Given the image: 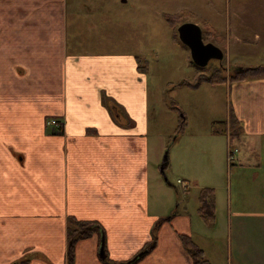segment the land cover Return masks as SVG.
I'll list each match as a JSON object with an SVG mask.
<instances>
[{"label": "crops", "instance_id": "0c3cea01", "mask_svg": "<svg viewBox=\"0 0 264 264\" xmlns=\"http://www.w3.org/2000/svg\"><path fill=\"white\" fill-rule=\"evenodd\" d=\"M97 1L0 0V264H68L71 220L101 229L77 243L74 264H194L181 235L207 264H264V79H226L235 115L228 108L223 146L199 154L180 145L164 167L177 186H166L151 158L160 124L148 77L137 55L109 49L107 25L106 36L92 35L104 23ZM197 17L187 22L206 21ZM211 30L207 43L219 47ZM187 128L178 127L183 137ZM206 189L209 220L200 213Z\"/></svg>", "mask_w": 264, "mask_h": 264}, {"label": "rangeland", "instance_id": "374dc122", "mask_svg": "<svg viewBox=\"0 0 264 264\" xmlns=\"http://www.w3.org/2000/svg\"><path fill=\"white\" fill-rule=\"evenodd\" d=\"M123 1L124 6H121L119 3ZM96 5L95 14L102 17L104 23H100L101 30H93L92 35L101 32V36H106L104 28L107 25L109 49L137 55L142 72L145 71L148 77L150 109L160 124L154 129L152 127L151 158L158 162L156 176L163 184L177 186L178 178L171 173L170 167L161 172L164 158H168L167 162L174 159L176 153L182 152L180 145L190 142L188 151L194 153L196 149L199 154L208 151L216 141L223 146L219 142H224L226 137L228 108L232 116L235 114L230 86L202 84L195 91L180 85L186 79L196 83L198 69L189 49L176 40L175 35L179 39V34L175 28L189 20L197 21V16H202L206 21L200 22L199 26L207 43L213 40L206 37V32L213 31L211 28L215 26L217 35H220L219 48L225 53L224 60H212L199 71L204 75L220 71L224 77L231 78L237 75L238 70L233 66L248 69L264 65V0H98ZM210 20H214V24L207 22ZM243 24H250L247 31L239 28ZM121 34H124L125 46L121 43ZM87 35L89 37V31ZM236 35L237 40L234 38ZM239 37L243 39L242 44L238 42ZM93 41L96 42L95 39ZM114 42L118 44L113 46ZM232 81L234 84L242 82L239 79ZM242 84L243 91L248 93V83ZM181 119H185L187 125L189 123L185 137L178 131ZM192 132H196L197 141L191 140ZM220 132L224 137L218 134ZM221 152H212L215 159ZM204 162L213 161L206 156ZM178 190L182 191V188Z\"/></svg>", "mask_w": 264, "mask_h": 264}, {"label": "trees", "instance_id": "16d2710c", "mask_svg": "<svg viewBox=\"0 0 264 264\" xmlns=\"http://www.w3.org/2000/svg\"><path fill=\"white\" fill-rule=\"evenodd\" d=\"M171 17H177V16H171ZM178 18V17H177ZM171 22V18L169 19ZM175 29H178L175 28ZM207 36H211V32H206ZM175 38L178 42H181L178 37L175 35ZM211 39V38H210ZM177 43V42H176ZM199 69V67H198ZM264 78V65L254 67V68H248V69H238L237 75L230 78V81L232 80H248V79H259ZM226 77H224L220 71H215L213 74L210 75H200L197 79V82L191 84L190 82H184L183 85H186L188 87H199L203 83H208L210 85H222L226 82ZM233 82V81H232ZM187 126L186 120L181 119L179 130L183 131ZM213 192L212 190H203L201 201H202V207L200 210L201 217L205 220H209L213 217V210H214V198L213 196L209 195ZM100 225L97 223L92 222H79L76 220H71L69 224V247H68V264H74L75 261V248L79 241L83 239H87L92 237V235L95 232H99ZM181 240L183 242V245L189 252V254L192 257V260L194 264H207L208 261L206 259V256L204 254V251L200 249L196 244L191 240L190 237L181 235ZM157 244V236L154 234L152 242L145 248L144 252L146 251H152Z\"/></svg>", "mask_w": 264, "mask_h": 264}, {"label": "water", "instance_id": "95a60500", "mask_svg": "<svg viewBox=\"0 0 264 264\" xmlns=\"http://www.w3.org/2000/svg\"><path fill=\"white\" fill-rule=\"evenodd\" d=\"M179 39L191 53L194 64L199 68L209 65L212 60L223 61L224 52L212 43H205L203 39V31L201 27L195 23H183L178 28ZM167 161L162 165V171Z\"/></svg>", "mask_w": 264, "mask_h": 264}, {"label": "built area", "instance_id": "2783aa9c", "mask_svg": "<svg viewBox=\"0 0 264 264\" xmlns=\"http://www.w3.org/2000/svg\"><path fill=\"white\" fill-rule=\"evenodd\" d=\"M52 125L55 126V127H60V123H58L56 120L52 121ZM228 157H229L230 161H232L234 159V151L232 149L229 150ZM178 184L182 186V189L184 191H187L190 188L189 184L184 182V181H182V180H179Z\"/></svg>", "mask_w": 264, "mask_h": 264}]
</instances>
